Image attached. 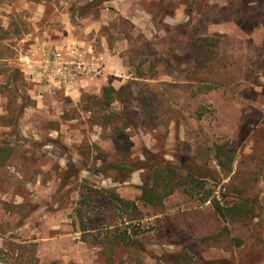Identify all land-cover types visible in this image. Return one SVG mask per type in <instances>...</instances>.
<instances>
[{
  "label": "rangeland",
  "instance_id": "rangeland-1",
  "mask_svg": "<svg viewBox=\"0 0 264 264\" xmlns=\"http://www.w3.org/2000/svg\"><path fill=\"white\" fill-rule=\"evenodd\" d=\"M62 8L52 0H0V56L21 70L31 63L26 55L38 56L43 67L36 76L22 70L18 94L0 87V138L8 134L14 148L0 166V264H264V0L101 2L95 17L107 23L96 32L97 50L63 49L81 48L99 66L76 80L94 82V91L81 88L77 97L66 93L77 82L50 78L39 51L57 50L43 40L45 15ZM68 8L80 13V3ZM5 80L0 73V86ZM109 84L128 89L125 103L113 104L132 124L116 136L129 138L119 154L111 127L81 102ZM22 102L17 126L10 125ZM218 144L234 157L230 172L214 158ZM146 150L178 166L207 167L217 176L207 181L213 194L222 204L242 202L247 214L229 222L211 201L182 190L161 208L146 206L138 198L150 171H95L120 157L145 162ZM107 189L137 200L139 212L101 207L110 202ZM109 223L139 231L136 249H108Z\"/></svg>",
  "mask_w": 264,
  "mask_h": 264
},
{
  "label": "trees",
  "instance_id": "trees-1",
  "mask_svg": "<svg viewBox=\"0 0 264 264\" xmlns=\"http://www.w3.org/2000/svg\"><path fill=\"white\" fill-rule=\"evenodd\" d=\"M102 1L104 0L94 2L92 5H95V3L99 4ZM0 59L5 60V63L3 62L5 68H3L0 73L3 74L6 79L4 84L0 87L8 88V92L14 91L15 94H18V83L24 81V73L19 67L9 65L7 63V57L0 56ZM123 90L127 91L128 89L125 86L116 88L112 84H109L102 87V93L100 94L86 93L81 97V102L84 108L89 112H93L94 115H98V121L101 125L111 127L110 129L113 131V137L116 141L117 154L128 149L129 138L127 137L121 142V140L117 139L116 136L125 133V128L132 125L131 120L124 113L123 109L113 106L116 102L125 103ZM25 106L26 104L22 102L15 109L16 112L15 110L10 112V115L8 116L10 125L17 126L19 116ZM7 109L10 110L9 107H7ZM5 135L8 134H3L0 138V166L5 164L14 149L9 141L11 138H6ZM144 155L146 157L145 162H136L132 160L127 161L123 157H120L105 165L97 167L95 171L105 173V170L111 168L114 169V171H118L121 175L138 170L150 171V180H144V183L140 186L141 194L138 198L143 205L146 206L161 208L164 206L165 199L168 196L173 194L176 190H182L188 195L199 196L202 202L211 201L212 206L218 215L229 222H236L243 217L244 214H247L245 206L242 202L237 201L233 204H222L221 200L213 194L214 189L208 188L207 181L208 179L215 180L217 176L207 167H202L194 161L190 166H183V164L178 166L166 160L157 158L148 150H146ZM214 158L217 160L219 166L229 172L231 171V165L234 161V157L223 145H216ZM68 174L76 175L78 174V169L75 173L73 172L72 174V171H70ZM103 191L107 192L110 202L104 203L100 201L102 202L101 207H109L111 204L112 207L116 209H126L127 211L131 210L134 211L135 214L139 212V204L137 203V200L122 198L114 190L107 189ZM241 198L242 197L240 195L239 199ZM75 211L77 217L79 218L81 230L85 233L87 231V222L80 206H78ZM105 230L106 233L104 242L108 249L113 250L117 246L126 250L129 247L136 249V243H138V240L134 237H136L139 231H134L133 235L127 234V230L119 232L115 227V223H109ZM131 238H134V240ZM49 264L59 263L53 260ZM201 264H223V260L204 261Z\"/></svg>",
  "mask_w": 264,
  "mask_h": 264
},
{
  "label": "crops",
  "instance_id": "crops-1",
  "mask_svg": "<svg viewBox=\"0 0 264 264\" xmlns=\"http://www.w3.org/2000/svg\"><path fill=\"white\" fill-rule=\"evenodd\" d=\"M54 3H60V6H64L62 11L59 13H47L45 17L47 23H49V29L44 33V39L47 40L51 47L59 50H63L64 48L70 46L72 43H76L85 51H89L91 49L97 50L98 44L100 40L97 39L96 32L100 30L102 25L106 22V18H98L95 17L96 13L99 11L94 10L100 6L101 3L92 5L96 0H52ZM111 0H104L103 3H108ZM117 2V0H114ZM98 2V1H96ZM69 3H80V13H76V11H71L68 8ZM38 11H44L45 5L39 4ZM108 9V8H107ZM102 11V9H101ZM123 14V12H122ZM104 16V15H103ZM72 18H75L77 22H73ZM59 22L56 27V23ZM80 24V25H78ZM51 28V29H50ZM78 29H80L78 31ZM97 39V40H95ZM102 46H104V52L110 53V49L108 43L102 40ZM80 48V49H81ZM81 49V50H82ZM36 50V49H34ZM33 50V51H34ZM36 58L39 57H31L30 55H26V59H30L31 63L24 64L22 68L23 71H28L30 74L33 72L34 75H40L42 72V63H40ZM107 68V67H106ZM97 80V79H96ZM101 81V82H100ZM99 79V84L105 81ZM77 82L75 85L70 86L66 89V93L68 95H72L73 97L79 96L81 94V88L86 91H94L92 83L93 81ZM79 84V85H78ZM80 85L82 87H80ZM90 89V90H89ZM99 93V92H97Z\"/></svg>",
  "mask_w": 264,
  "mask_h": 264
},
{
  "label": "built area",
  "instance_id": "built-area-1",
  "mask_svg": "<svg viewBox=\"0 0 264 264\" xmlns=\"http://www.w3.org/2000/svg\"><path fill=\"white\" fill-rule=\"evenodd\" d=\"M39 51L47 58L45 71L47 72L49 70L48 76L50 78H54L55 80L58 78V80L64 84L72 85V83L77 82L80 79L79 77L84 74L85 70L90 72L91 75L99 72V66L94 62H92V64H88L85 61L84 53H82L79 48L53 50L45 46L40 48Z\"/></svg>",
  "mask_w": 264,
  "mask_h": 264
}]
</instances>
